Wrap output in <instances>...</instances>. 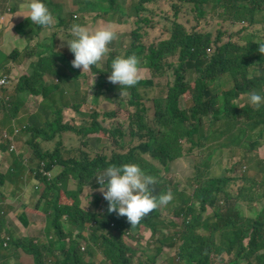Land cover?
<instances>
[{"label": "trees", "instance_id": "trees-1", "mask_svg": "<svg viewBox=\"0 0 264 264\" xmlns=\"http://www.w3.org/2000/svg\"><path fill=\"white\" fill-rule=\"evenodd\" d=\"M72 1L75 8L65 12L64 8ZM80 1L54 0L48 8L52 15L61 16L59 24L63 26H55L58 31L52 33L50 43L41 46L42 49L30 44L25 48L23 58L14 57L15 65L7 68L9 73L14 68H22V75L7 77L8 88L12 89L16 101L12 113H5L1 105L0 129L13 132L19 123L17 112H23L27 119L24 132L29 137L28 149L34 151L41 163L36 167L33 159H26V152L19 155L16 148L0 145V185L4 184L7 170H22V177L14 179L19 183L20 191L24 192L27 181L42 178L41 171L44 169L51 174V181L46 180L48 190L44 196L48 195L53 200L45 202L48 221L46 237L41 240L11 238L7 246H0V264H131L137 255L147 254L143 251L145 249L142 250V244L137 243L139 239L131 235L142 227L152 236L145 244L150 247L156 244L157 256L162 255L160 262L150 259V264H211L213 257L223 259V264H264V149H260L253 140L252 132L259 121L258 115L251 111V105L247 103V96L251 92L264 95V70L260 75L249 78L256 72L253 62L260 60L253 44L249 42L239 52L237 48L225 46L218 49L211 64L206 63L202 58L206 57L210 37L197 34V30H189L174 21L169 36L155 46L142 44V40L150 38L148 27L135 30V39L132 35V39L127 35L120 37L126 31L119 32L102 60L83 72L82 68L72 66L74 54L67 45L72 36L71 27L76 12L89 15L87 0L81 2L84 7H80ZM99 1H102V6L99 2H89L88 5L108 14L118 6V0ZM183 1L205 3L210 0H133V5L137 6L136 22L138 25H150L154 6H167L171 2L177 8ZM8 6L21 14L14 16L12 22L7 21L5 29H13L19 36L27 35L18 26V20L26 17V9L12 3ZM123 6L119 5L110 17H129ZM241 11L246 13L248 9L238 7L236 15ZM196 25L199 26L197 21ZM87 28L97 30L96 27ZM65 48L66 52L61 53ZM221 53H226V56ZM127 55L138 58L140 79L131 88H120L111 83L108 77L113 60ZM62 58L66 61H62ZM171 72L174 80L168 84L167 93L154 100L152 126L147 120L144 103L159 87L153 81L165 78ZM74 79L83 80L87 86L83 101L77 105L64 104L66 91L62 84L72 83ZM124 94L128 97L124 98ZM38 96H42L43 101L32 113L28 103ZM101 101L113 120L120 119L139 139H144L141 149L156 164L139 162L137 165L156 178L154 184L157 186L151 188V192L155 191V187L162 186L161 175L168 170L167 166L184 156L183 142L196 144L202 140L220 138L216 151L218 156L222 145L231 146L229 159L235 163L227 169V177L221 176L218 190H221L223 203L218 205L215 212V235H211V219L204 221L192 207L186 213L187 219L188 215L191 217L186 221L184 231L168 234L165 231L173 223L162 217L161 211L169 208L163 205L135 225H131L125 216L109 213L108 202L101 192L90 194V207L82 206L83 190L100 189V185L92 183L90 178L93 177L95 182L94 176L98 171L122 163L118 159L112 162L98 159L86 165H59V145L70 144L67 137L74 130L77 116L85 109L97 111ZM237 114H241L248 131L251 151L249 163L239 164L242 167L240 176L237 165L242 149L236 147L230 138L226 143V134L236 123ZM259 129L258 137L264 138V125ZM67 132L70 133L63 136ZM217 181L215 178L205 183L198 181L200 185L194 197L200 202L202 211H205L206 205H214L212 191ZM41 198L45 199L43 196ZM240 208L255 214L252 217L254 220H246L242 227L238 225L245 216ZM169 212L184 213L172 208ZM250 228L253 230L251 234ZM201 230L207 233L203 234ZM248 237L250 242L245 247L243 240Z\"/></svg>", "mask_w": 264, "mask_h": 264}, {"label": "clouds", "instance_id": "clouds-1", "mask_svg": "<svg viewBox=\"0 0 264 264\" xmlns=\"http://www.w3.org/2000/svg\"><path fill=\"white\" fill-rule=\"evenodd\" d=\"M21 3V7L26 9V17L24 20L20 21V26L23 22H26L31 27V30L34 31H42V32H57L58 30L55 29L56 24H54L53 20L54 17L50 12L47 4L44 0H19ZM89 2L98 3L102 6V1L99 0H87V10L89 15H103V16H112L114 14V10L119 8L120 2L117 1L118 6L111 11V14L108 12L100 10L98 8H93L88 5ZM134 3L131 6H127L126 4L123 6L124 8L131 11L128 16H121L115 20L103 22V26L96 27L97 30L90 31L87 27L74 24L71 27V35L72 39L67 42L69 50L74 54V59L72 60V66L74 68H82L83 72L85 70L90 69L91 67L97 65L102 58L107 54L109 51L108 45L116 39L119 30L123 32L122 29H127V27L132 26V23L136 24L137 20V11L134 8ZM182 4H190L193 6L194 11L198 12V15L204 13V7L207 5L213 6L215 9L218 10V13H223V17L226 19L223 24L230 25L232 27L235 24H244V25H258L264 27V0H256V2H249V0H210L205 3L199 2H191V1H183ZM245 6L248 9V12L241 11L239 15H236L235 10L238 7ZM257 6V7H256ZM104 7V6H103ZM253 10V11H251ZM219 15V14H218ZM253 18V19H251ZM198 25L202 27L204 25L203 21H197ZM0 23H3V16L0 17ZM58 23H60L58 21ZM57 23V24H58ZM129 24V25H128ZM119 27V28H118ZM200 29V28H198ZM13 31V29H12ZM27 32V31H26ZM28 34V33H27ZM117 34V35H116ZM197 34L207 35L211 39V43L206 48V57L202 59L206 61V63H212V58L218 54V49L224 48L225 46H230L238 49L246 47L249 42L253 44V49L255 53L260 57V60H255L253 63L258 65L259 69L263 68L264 70V41L258 44L254 42V35L249 34L246 39V42L242 46H237L231 43H223L218 45L220 42V38L217 41H213L212 35L210 33H202L197 30ZM22 37V36H21ZM216 44V49L212 53V49L210 46L212 44ZM212 53V54H211ZM223 56H226V53H221ZM4 60L3 54L0 56V63ZM139 61L135 55H127L117 57L111 63V70L110 76L108 77L109 81L113 84H118L124 88H131L135 86L140 79V69H139ZM212 66H214L212 64ZM8 67L3 68L0 71V108L3 105L2 110L5 113H12L14 108L15 96L12 94H8L6 91L9 90L8 88ZM4 71L8 72L5 73ZM257 72V71H256ZM262 72V71H258ZM256 75H252L251 77H255ZM4 80L5 83H1ZM247 103L256 109H259L261 106L262 108L259 110H255L251 107V111L258 115V126L254 129V132H260L259 127H261L264 121V95L259 94L258 92H251L247 96ZM19 115L17 116V120L19 121L16 129L11 132L8 130L0 129V145L10 146L12 149L16 148L17 153L20 155L22 152H26V159L28 158V146L26 143L25 149H23L20 153L16 145L22 143L25 138H27L26 133L24 132L26 129L27 119L25 118V114L23 112H17ZM103 128L97 124L93 123L91 125L82 124L81 126H75L73 132H71L68 136L72 139V146L70 149V156L73 158H69L65 165L69 163L74 164H84L92 163L98 159H109L105 154L103 155L95 147L88 146L90 142H98L99 141V134L98 131L102 130ZM109 132L113 137L118 135L122 136V132L119 129H115L114 131H106ZM129 134L131 138H138L135 133L132 132V129H129ZM23 135V137H22ZM233 137V138H231ZM234 141L235 145L244 143L248 141V131L245 129L244 124L242 122L241 114L236 115V123L234 126L229 129L228 134L226 136V143L229 140ZM76 141L81 143V145H77ZM144 139L139 146L132 148L127 154H116L113 155L109 160L112 162L115 159H118L120 166H110L106 169L100 170L94 176L95 182H93V177L90 178L91 182L94 184L100 185V189L98 192L103 194L104 199L108 202V212L112 213L115 212L119 216H125L128 222L131 225L138 224L142 218L150 214L153 210L157 209L161 205L164 207H170L172 205V210H183L184 213L182 214H175L177 217L183 218L182 229L179 231V234L182 233L185 229L186 221L191 217V215H187L189 208H193L196 215L202 217V219L210 221V226L212 230L211 235H215L217 231H215V226L217 224V220L215 217V212L218 209V205L223 203V196L221 193L220 188V181L221 176H212L211 173L207 177L203 176H196V188L191 198L185 205L182 207H177L174 204V199L172 194L164 192L166 190L163 187L162 191L156 195V191L151 192V188H153L156 182V178L154 176L146 174L142 168L137 165L139 163L138 153L145 154L142 149L141 145L143 144ZM256 143L258 145L264 144V138L257 137ZM63 143H60L59 150L61 153V148ZM223 146V145H222ZM220 147V154L224 155L227 152L223 150V147ZM100 155L97 157V155ZM28 160V159H27ZM127 161V162H126ZM125 162V163H124ZM238 164L247 165L248 163L239 160ZM15 171V170H12ZM42 178H40L38 182L33 185H30L29 188L32 189L35 193H37L40 205L35 206V209L40 211L45 218V229L47 230V217L45 214V209L47 205H43V202L52 201L53 199L49 198L48 195L44 196L46 191L48 190L47 181H51V174L46 173L43 169L41 171ZM47 178H46V177ZM215 178L218 181L215 183L216 188L212 191V196L215 198L214 205L205 206V211H202L200 202L194 197L196 190L199 187V182L201 181L205 183L208 179ZM47 180V181H46ZM6 179L4 181V184ZM160 187V185H159ZM91 189V188H89ZM1 191V190H0ZM221 195V196H220ZM43 196L45 199H42ZM225 203V202H224ZM11 202L7 200L6 195L1 191L0 194V246H7L8 242H10L11 238L15 239H31L29 236H23L19 232V228L16 226L15 222L11 219L8 212V205ZM211 208V214L205 216L207 209ZM241 212L245 216L243 221L239 222L238 227H242L246 220H254L252 217H255V214L247 213L242 209ZM264 222V220L262 221ZM199 228V227H198ZM197 228V229H198ZM245 230L247 228L245 227ZM252 229L250 228L249 233H252ZM210 235V236H211ZM250 242V237L245 238L243 240V245L248 247ZM237 249V247H235ZM234 258L235 254L233 253ZM157 254L155 253V257ZM14 264V263H13ZM241 264H246L245 262H241Z\"/></svg>", "mask_w": 264, "mask_h": 264}, {"label": "rangeland", "instance_id": "rangeland-1", "mask_svg": "<svg viewBox=\"0 0 264 264\" xmlns=\"http://www.w3.org/2000/svg\"><path fill=\"white\" fill-rule=\"evenodd\" d=\"M120 4H126L127 6H131L133 0H118ZM80 7H84L85 5L81 3ZM137 10V6H134ZM8 12V10H7ZM128 13L131 11L128 10ZM219 14V15H218ZM118 16V15H117ZM116 16V17H117ZM110 16L103 15H87L86 12L78 11L76 12V17L73 19L74 24H79L86 27H101L103 26V22L115 20ZM226 19L223 17V13H218V10L215 9L211 5H207L204 7V13L198 15V12L194 11L193 6L190 4H181L177 6V8L173 7V3L169 2L167 6H154V15L150 25H144L140 23L138 25V21L136 24L132 23V26L127 27L125 34L121 33L120 37L127 35L128 38L132 39L135 37L134 31H139L141 28H149L150 38L148 40H142V44H146L149 46L157 45L161 40L167 38L170 34L172 23L174 21H178L179 23L185 25L189 30H199L202 33H210L212 35L213 41H217L220 38V42L218 45L223 43H231L237 46H242L245 44L247 37L249 34L254 35V42L258 44L264 41V27L258 25H244V24H235L234 27L230 25H224L223 22ZM196 21L206 22L204 25L197 26ZM198 27L200 29H198ZM20 28L24 31L31 30V27L28 23L23 22L20 25ZM119 28V27H118ZM47 33L43 32L40 35H37L33 41H28L15 31H11L7 35H0V52L4 54L5 58L0 63V71L5 68L8 64L12 62V58L10 57L11 53L18 49L20 46L22 48L29 47L30 44H34L35 46L41 42L46 37ZM117 35V34H116ZM132 35V37H131ZM72 39V36L70 40ZM135 39V38H134ZM114 42H111L108 45V48L111 47ZM216 44H212L210 48L212 49V53L216 49ZM61 53L66 52V48ZM211 53V54H212ZM62 61H66L65 58H62ZM66 69V68H64ZM257 72L255 75H260V72H263V68L256 67L254 68ZM5 73H8L4 71ZM10 77L16 78L22 75V68H14L9 74ZM174 80L173 72H171L165 78L156 79L153 81L154 84H158V89L153 92L148 100L144 103L147 108V120L150 125H154V100L164 96L168 90V84ZM72 83H68L67 85L62 84V88L65 89V99L63 100L64 104L77 105L83 101V95L87 86L83 80H72ZM118 85V84H117ZM8 94L12 92V89L6 91ZM259 93V92H258ZM261 94V93H259ZM128 95L124 94V98H127ZM61 100V99H60ZM43 101L42 96H38L36 98H32L28 103V106L31 108L32 113H34L41 105ZM62 101V100H61ZM264 106V104H263ZM255 110V107L251 106ZM93 123L99 124L103 129L99 130L97 134H99L98 142H90L88 146L97 148L102 154L106 155L109 159L116 154H127L132 148L139 146L142 142L139 138H131L129 134V126L121 123L120 119L113 120L112 117L105 111L102 106V101L97 105V111L94 109H85L84 112L80 113L76 118V124L74 126H81L82 124L91 125ZM12 127V125H10ZM115 129H119L122 132V136L118 135L113 137L109 132L106 131H114ZM67 133H63L65 136ZM23 137V135H22ZM29 137H27L22 143L16 145L19 153L27 148L26 143ZM220 138H211L209 140H202L196 144H190L188 142H183L184 156L172 163H170L166 172H163L161 175V185L159 188L155 187L156 195H158L163 187L166 188L164 192L171 193L174 199V204L177 207H182L185 205V202L192 197L194 190L196 188L195 177L200 175L203 177H207L210 173L212 176H226L227 177V169L230 164H234L235 161H230L229 154L226 153L224 155L218 156L216 151L218 146L220 145ZM77 145H81V143L76 141ZM227 152V150H226ZM28 160H34V164L37 167L41 161L35 156L33 150H28L27 152ZM100 156L99 154L97 157ZM138 159L141 164L150 163L153 164L156 162L151 158L149 154H139ZM242 167L238 164L237 171L238 176H240ZM16 175H19L21 171H16ZM0 190L5 194L9 195L13 199L25 201L27 197H24L18 192L17 186L12 182L10 178H7L5 184L0 185ZM97 193V190L85 189L81 193V197L83 200V207H90L92 198L90 194ZM221 196V195H220ZM40 203V200L37 199L35 204ZM45 205V202L42 203V206ZM172 205L167 209L161 211V215L168 221H171L173 224H170L169 229L165 232L168 234H174L176 232L181 231L183 218L177 217L173 213L169 212V209ZM212 209L208 207L205 216L211 214ZM203 234H206V231H200ZM144 234V235H141ZM136 237V240L139 239L137 243L142 244V250L147 254H139L137 255V259H135L131 264H150V259H156L158 262L161 261L162 255L155 257L156 253V244H153L152 247L146 245L147 240L152 237L151 233L148 232L145 228H140V230L136 233H132ZM45 237V231H41L37 233L34 238H43ZM145 238L144 240L141 238ZM177 251V250H176ZM173 255H176L173 253ZM223 259L219 257H213L211 264H223Z\"/></svg>", "mask_w": 264, "mask_h": 264}, {"label": "crops", "instance_id": "crops-1", "mask_svg": "<svg viewBox=\"0 0 264 264\" xmlns=\"http://www.w3.org/2000/svg\"><path fill=\"white\" fill-rule=\"evenodd\" d=\"M44 2L47 4V6H51V4L54 2V0H44ZM13 4L15 6H21V3L19 0H0V17L3 16V23H0V35H7L9 34L12 30L11 29H5V24L7 21H11L12 22V18L14 16H19L21 14V12L19 11H14L13 8L11 6H8L9 4ZM75 8V4L72 1V3H68L67 8H64V11L66 12L67 10H71ZM8 10V12H7ZM26 13V12H24ZM54 24L56 25H60L63 26V24H59L58 21H61V16L59 14H54ZM65 18H67V15H65ZM58 23V24H57ZM18 24H20V20H18ZM129 25V24H128ZM123 32H125V29H122ZM27 35L22 36V38L28 40V41H33L34 38L37 35L42 34V31H34V30H29L27 31ZM47 35L46 37L41 40V42H39L36 46H38L39 48H41V46L50 43L51 41V35L53 32H46ZM42 49V48H41ZM25 51V48H22L21 46L14 50L10 57L12 58V62L10 64H8L6 67H9L10 69L15 65V61H14V57L18 58V59H22L23 58V53ZM2 55V53L0 52V56ZM3 57L5 58L4 54ZM228 134V132H227ZM226 134V136H227ZM249 136V134H248ZM252 136H253V140L256 143V139L258 137V132H252ZM26 139V138H25ZM67 141H70V144H63L62 148H61V153H59V165H65V162L69 159V158H73V156H70V149L72 146V139L71 137H67ZM226 144V143H225ZM236 147H239L242 149V153L240 155V159L249 163L250 158H251V151H250V147H249V141L235 145ZM260 149H264V144L259 145ZM223 150L226 151L227 153L230 151L231 146H222ZM220 154V152H219ZM239 159V160H240ZM7 166H11L10 163H8ZM21 171V173L19 175H16V171H12L11 170H7L6 172V180L7 178H10L12 180V182L17 186L18 192L23 195L24 197H27V199L25 201H20V200H16L13 199L12 197H10L9 195H6L7 200L11 202L10 205H8V212H9V216L11 217V219L15 222L16 226L19 228V232L23 235V236H29L31 239L34 240H41L44 239L46 237V229H45V218L44 215L35 209V206L40 205V203L35 204V201L37 199H39L37 193H35L32 189L29 188L30 185L35 184L36 182L40 181V180H33L32 182L27 181L26 187H25V191L21 192L19 189V183L16 181L17 177H22L23 175V171L22 170H18ZM51 198V197H49ZM246 212V211H245ZM248 215V212H246ZM41 231H45V237L43 238H34V236L41 232ZM25 264V263H24Z\"/></svg>", "mask_w": 264, "mask_h": 264}, {"label": "built area", "instance_id": "built-area-1", "mask_svg": "<svg viewBox=\"0 0 264 264\" xmlns=\"http://www.w3.org/2000/svg\"><path fill=\"white\" fill-rule=\"evenodd\" d=\"M1 83H5V81H4V80H2V81H1Z\"/></svg>", "mask_w": 264, "mask_h": 264}]
</instances>
